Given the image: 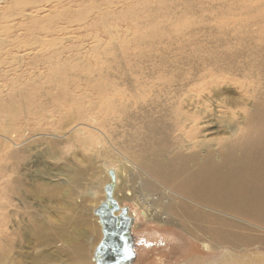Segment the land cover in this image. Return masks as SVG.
Listing matches in <instances>:
<instances>
[{"label":"rangeland","instance_id":"obj_1","mask_svg":"<svg viewBox=\"0 0 264 264\" xmlns=\"http://www.w3.org/2000/svg\"><path fill=\"white\" fill-rule=\"evenodd\" d=\"M110 168L130 264H264V0H0V264H94Z\"/></svg>","mask_w":264,"mask_h":264},{"label":"water","instance_id":"obj_2","mask_svg":"<svg viewBox=\"0 0 264 264\" xmlns=\"http://www.w3.org/2000/svg\"><path fill=\"white\" fill-rule=\"evenodd\" d=\"M110 181L105 183L104 199L93 209L101 225V238L93 251L96 264H130L135 258L132 227L135 218L129 208L113 197L115 173L108 169Z\"/></svg>","mask_w":264,"mask_h":264},{"label":"bare ground","instance_id":"obj_3","mask_svg":"<svg viewBox=\"0 0 264 264\" xmlns=\"http://www.w3.org/2000/svg\"><path fill=\"white\" fill-rule=\"evenodd\" d=\"M162 165H164V164H162ZM162 165L159 166V165L156 164L155 165V168H156L155 171H161L162 172L163 171ZM214 172H215V169L212 168V166L210 164L202 165L200 167H197L195 172H193L192 174L190 172V174H188L186 177H184L183 180H180V182L178 183V185L181 186V187H183V189L184 188L188 189L190 191V193H191V184L193 183L192 184L193 187H195L196 189L200 190V188L202 186L200 187V185H199V187H198V186H196V184L198 185L200 182H202V183H204L207 186L208 183H211L213 181V179H214ZM106 173H107L108 178H109L108 181H110V176L108 174V169L106 170ZM157 175L160 176L162 179L165 178V176L163 175V172L162 173H159ZM116 180H117V178H115V186H116ZM214 182H215V179H214ZM115 186H114V188H115ZM215 188H216V185H215ZM216 189L217 190L210 189L211 190V194H214V195H211L214 199H217L218 201H221V202H228L229 201V202H232L235 205H237V204L238 205H242L240 196H239V194H238V192L236 190L235 191H231V190H226V189H221V188H216ZM180 190H182V189H179V191ZM192 190H194V189H192ZM187 194H189V193H187ZM223 194L229 195V198L226 197V196H224ZM246 198H248V197L246 196V197L243 198V202L244 203L248 201V200L245 201ZM249 199L251 200V201H249V202H251V204H252V201H255V198H254L253 195L250 196ZM80 256H81V253H80ZM92 261L94 262V264H96L95 261H94V259H93V257H92Z\"/></svg>","mask_w":264,"mask_h":264}]
</instances>
